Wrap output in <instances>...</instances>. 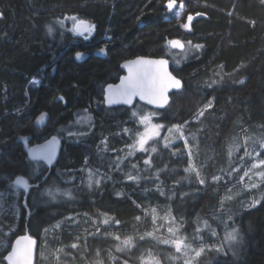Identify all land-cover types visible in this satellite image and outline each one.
<instances>
[{
	"label": "trees",
	"instance_id": "1",
	"mask_svg": "<svg viewBox=\"0 0 264 264\" xmlns=\"http://www.w3.org/2000/svg\"><path fill=\"white\" fill-rule=\"evenodd\" d=\"M168 1L0 0V199L12 193L1 204L15 206L11 215L0 212L5 245L0 264H8L2 258L20 234L37 239L42 250L37 264H137L149 253L170 264L176 251L158 235L166 210L192 242L201 220L218 236L211 224L216 217L238 230L237 251L219 236L221 250L207 251L198 263L264 264V193L251 207L240 203L247 194L222 202L239 187L228 190L248 162L228 176L239 160L228 155L232 138L242 148L243 133L256 126L264 140V2L175 0L185 9L179 18L166 19ZM189 14L196 17L185 29ZM73 16L95 27L91 39L71 30ZM173 39L183 42L182 50L170 47ZM188 42L194 51L173 61L169 51L182 53ZM102 47L106 57L92 54ZM78 51L88 56L77 61ZM139 55L167 57L182 80V89L159 112L163 122L182 126L187 138L159 146L149 164L135 159L117 165L129 141L125 131L133 127L129 108L104 106L103 87L117 80L123 60ZM32 77L39 79L37 85L29 83ZM86 108L93 121L85 131H75L71 124ZM42 112L48 121L39 126L36 117ZM52 134L63 136V146L51 167L28 160L16 142L18 135L39 142ZM190 162L199 167L203 184L195 172L185 171ZM88 167L96 174L89 177ZM18 176L28 189L14 183ZM54 189L62 194L53 197ZM127 238L131 247L123 244Z\"/></svg>",
	"mask_w": 264,
	"mask_h": 264
},
{
	"label": "rangeland",
	"instance_id": "2",
	"mask_svg": "<svg viewBox=\"0 0 264 264\" xmlns=\"http://www.w3.org/2000/svg\"><path fill=\"white\" fill-rule=\"evenodd\" d=\"M175 2L177 3V5H179V17H180L183 13V10L185 9V4L182 1H180V2L175 1ZM168 3H169V1H168ZM181 4L183 5V8H181ZM189 16L192 17L193 15L189 14L186 16L185 25H188V27H185V29H190V26H191L192 21H193V19H191V20L188 19ZM167 17L169 18V17H171V15L167 16ZM68 18L63 17L62 20L64 21ZM69 21H70V28L72 30L74 21H72L71 19H69ZM94 28L95 27L93 26L91 31L88 32V34L84 35L83 40L91 39V37L93 36ZM104 39L110 40L111 38L109 35L105 34ZM188 43L189 44H187V46H188L187 49H185L184 52H182V53L179 51H176V50L169 51V55L173 61H175V62L179 61L194 51L195 46H193L191 44V42H188ZM29 83L37 85V83H39V79L32 77L29 80ZM85 110H86V113L83 112L81 115L76 116L75 120L71 124V126H74L75 131L86 129L87 126H90V123L93 121V118L90 114V110L88 108H86ZM161 113L162 112H159L157 110L139 107L138 105L129 108L128 119L130 122H132L131 126L133 127V129L132 130H126L125 129L126 130L125 132L128 133V135H129V141H128V145L126 146V151H125L124 155L122 156V158L120 160H116L117 165H120L123 162L127 163L130 161H134L135 159H141V162L145 164V160L150 161L151 157L155 153V151H152L153 148H155L157 150L159 146H168V145L173 144L174 142L178 141L179 139H184L186 141L187 137L184 133V128L182 126L178 125L180 127H179V130H177L175 125L167 124L166 122H163L161 119V117H163V114H161ZM144 116H148V117H150V119L148 121L142 122L141 117H144ZM154 125H160L161 126V127H159V129L156 130L159 132V135H153L152 138L150 140H148L147 144L145 145V150H140L139 146L137 144L138 139L147 130L152 129ZM255 128H256V126H255ZM255 128L254 127H252V128L248 127L246 129V133L245 132L243 133V142L245 144L243 143L244 145L242 146V148H240L241 142H240V140L237 139V137L232 138L231 143L228 144L229 146L227 145L228 148L230 146H232L229 148V149L232 148L231 152L228 154L229 158H231L233 161L238 160L236 158H239L238 163L235 164V166H233V168L230 172H228V174H229L228 176H231V175H234L235 173H238L241 169V166H243V163L245 161H248V162H245L246 164H245L244 170L241 173H238V175H237L238 178H237L236 182L234 184H231L228 190L230 191V189H232V187H234L237 184H239V187H236L235 189H233L232 191L227 193V196L225 195L224 198L222 199V202L225 201L224 203H226V204H230L233 201H236V200L240 199L241 197H243L247 194L248 197L245 200H243V199L240 200L241 205H243V207L255 206L258 204L260 197H261V194L264 193V181H262L261 177L256 174V173L264 171V169H263L264 167H257V168L252 167L253 164H258L259 160H264V148H262L260 145L254 146V145L258 144V142L260 141V138L262 136L260 131L257 130L258 128H256V129ZM64 129H66V128H64ZM129 131H130V133H129ZM68 132H69V129H68L67 133ZM61 137H63V136H61ZM185 146L187 149L186 152H187L188 156L190 158H192V160L194 161L193 158L195 155H194V152L192 151V149L190 148L191 146H189V143H186ZM248 146L250 148H248ZM252 147H254L253 150L251 149ZM236 148H238V149H236ZM245 150H247L248 155L245 154ZM258 153L260 154L259 156H257ZM193 167L196 168L197 170L199 169L196 162L193 164ZM91 170H92L91 167H88L86 172H85V173H87V175L89 177L91 176V174L93 175V174H96L95 172H97L95 170H92L93 171L92 172ZM245 172L248 173L247 176H245ZM97 174H99V172ZM221 181H226V178H222ZM252 184H255L257 186L252 187L251 186ZM21 188L25 189V187H21ZM26 189H28V186ZM14 193L18 194V191L16 189H14ZM50 194L53 197H56L57 195L62 194V191L54 189V190L50 191ZM12 196H13L12 193H9L0 199L1 200L0 201V212H3V214L11 215L13 211L15 212V209H14L15 206L14 205L12 206L13 208H10L4 204H1V202H5L6 200L8 201L10 199V197H12ZM229 197H231V198L229 199ZM168 212L169 211L166 210V212L164 214V221L165 222L163 223V225L160 229V232L158 233L156 231L157 228L155 229V231L158 233V235L161 237L162 240H172V239H175L176 236L186 238L187 242L191 245V248H189L187 250V252H188L187 258H191L194 255V253L192 252V249H199L201 246L205 247V251L203 254H205L207 251L216 250L217 248L220 247V244H222L223 240L225 241L226 233L231 232L233 230V229H227L228 225L224 223L225 220H223L220 217H216V219H214L215 222H211V224L213 225V227L214 226L216 227V230L218 231L219 236L223 239L222 240L217 235V232L215 231V229L208 227V226H210L209 225L210 222H207V226H206L204 223L205 221L201 220L198 223V228L200 229V231L195 233V235L193 236V242H192L191 240H189V238L185 237V235H181L179 233V231L176 233V236H173L171 233H169L168 229L170 227L173 229H179V228L176 225L172 224V221H171V218H170ZM213 232H215L216 235H213ZM237 233H238V236H237L236 241H233L231 243L227 242L228 246L230 247V250L233 252L237 251V246H239V243L241 240L238 230H237ZM11 244H12V242H11ZM11 244L8 247L6 254L9 252V250L11 248ZM169 245H171V244H169ZM3 247H5V245L0 243V249L1 250L3 249ZM117 248H118V245H117ZM119 248L121 250L118 252L123 253L124 247H119ZM174 249H175V247H174ZM6 254H5L4 258H2V259L5 260ZM40 255H42V250L39 249V247H37V259H38V261L41 260ZM173 256L179 257V259H172L171 258L172 256H170L168 258V261L170 264H184V260L186 258L185 256L181 255L180 253H176ZM198 259H199V257L196 259L194 264H201V263H198ZM137 264H141V260Z\"/></svg>",
	"mask_w": 264,
	"mask_h": 264
},
{
	"label": "snow or ice",
	"instance_id": "3",
	"mask_svg": "<svg viewBox=\"0 0 264 264\" xmlns=\"http://www.w3.org/2000/svg\"><path fill=\"white\" fill-rule=\"evenodd\" d=\"M264 2V0H262ZM175 3V0H169L168 7L171 9L173 7V4ZM181 8H183V5L181 4ZM179 14V13H177ZM72 21H74L72 31H74L77 34H83L84 32H90L92 29V25H90L87 21L79 20L77 17L73 16L70 17ZM189 20L192 19L191 16L188 17ZM185 27H188V25H184ZM52 29L49 28V32L51 33ZM172 47L176 48H183V45L180 41L173 40L169 41ZM200 47V46H196ZM103 51V49H101ZM80 54L77 53V57L79 58ZM166 64V61L160 60V61H154V60H142L138 59L136 61L128 62V64L124 65L125 67L129 68V75L122 79L121 84L117 86L115 89L111 85L108 87V95L106 96L107 103L113 104V103H131V99L133 96H140L141 99H147L149 103L157 104L160 107H163L165 104H167L168 99L166 96L163 95L165 91H167V87L164 85V75L161 74V67L162 65ZM166 73V70H165ZM168 79L172 81L171 86L179 88L180 82L178 80H174V78H171L168 76ZM35 82V81H34ZM61 99H63L61 97ZM210 106V105H209ZM200 115H203V112L200 113ZM43 114L41 117H39L40 120H43ZM150 117L144 116L141 117L142 122L148 121ZM161 127L160 125H154L152 129L147 130L143 135L140 136V138L137 141V144L139 146L140 150H145V145L147 144L148 140L152 138L153 135H159V132L156 131ZM177 130H179L180 126H175ZM171 131V130H170ZM26 139V138H21ZM51 143H55V138H53V141ZM260 146L264 148V140L260 141ZM131 147V146H130ZM152 151H156L155 148L152 149ZM245 154L248 155L247 150H245ZM191 155V154H190ZM260 154L258 153L257 156ZM44 158L51 159L50 155H46ZM150 161L145 160V164H149ZM253 168L257 167H264V160H259L258 164H253ZM186 172H195L196 177L200 180V183H204L205 181L200 178L199 171L194 168L189 163V167L185 169ZM259 175L264 181V171L256 173ZM248 173L245 172V176H247ZM129 179H132V177H129ZM219 177H213V180H218ZM243 179V178H242ZM14 183L16 185H20L27 188V181L22 178L18 177ZM252 187H256L257 185L252 184ZM231 197H229L230 199ZM155 211V210H153ZM155 219V218H154ZM107 223V221H105ZM207 226V222H204ZM169 233H171L173 236H176V233L179 231V229H168ZM200 229H197V232H199ZM149 236L152 235V233H148ZM213 235H216L215 232H213ZM237 230L233 229L231 232H227L225 235V241L226 242H233L237 240ZM143 238V237H142ZM116 239H119V237H116ZM165 244H171L175 247L176 253H180L181 255L185 256L184 264H194L196 259L200 257L204 251L205 247L201 246L199 249H192V252L194 255L191 258L188 257L187 250L191 248V245L187 242L186 238L176 236L175 239L172 240H163L162 241ZM30 242L28 246H26L23 249H17L14 248L12 253L9 254L8 259L11 261V264H32V248H31ZM17 244L19 245V241H17ZM123 244L127 247L132 246L131 238H127L123 241ZM72 247H76L75 244L72 245ZM121 249L118 247L117 251H120ZM217 251H220L221 249L217 248ZM172 259H179V257L173 256ZM141 264H160L159 260L154 257L151 253L147 257H141Z\"/></svg>",
	"mask_w": 264,
	"mask_h": 264
},
{
	"label": "water",
	"instance_id": "4",
	"mask_svg": "<svg viewBox=\"0 0 264 264\" xmlns=\"http://www.w3.org/2000/svg\"><path fill=\"white\" fill-rule=\"evenodd\" d=\"M168 4H167V8H168L169 12L174 11L178 6L177 3L175 2L173 4V7L170 9L168 7ZM197 16H202V14H199ZM195 17L196 16H192V19L194 20ZM79 20L87 21L90 24L89 20H87V19H79ZM87 33L88 32H84L83 34H78V35H85ZM173 40L180 41L181 44L183 45V42L180 39H173ZM173 40H171V41H173ZM170 47L173 49H177V50L183 49V48H179V47L174 48L171 46V44H170ZM101 49H103V51H101ZM106 51H107L106 48L102 47V48H99L98 50H96L94 52V55L101 57V58H104L106 56ZM77 53L80 54L79 58L77 57ZM77 53L75 54V59L77 61H83L88 56V54L86 52H83V51H79ZM138 59L154 60V61H160V60L166 61V64L160 66L161 67V74L164 75V85H165V87H167V91H165L163 93V95L166 96L168 99L167 104H165L163 107H160L157 104L149 103L147 101V99H141L140 96H138V95L132 97L130 104L129 103H123V102L113 103V104L107 103L106 96L108 95L109 85H111L113 87V89H115L117 86H119L121 84L122 79L129 75V68L125 67L124 65L128 64V62L136 61ZM119 68L121 70V74L119 75L117 80H115L114 82H109V83L105 84V86L103 88V104L107 108H115V107L131 108L136 103H140V104H143V105H145V106H147L153 110L161 111V110L165 109L170 104L171 94L174 92L180 91L183 87L182 80L173 73V71L171 69L170 61L167 57H163V56L150 57V56L139 55V56H136L133 58H128V59L123 60L119 64ZM165 70H166V73H165ZM168 76H170L171 78H174V80H178L180 82V87L176 88V87L171 86L172 81L168 79ZM42 114H43L44 118H43V120H40L39 117H41ZM47 121H48V114L46 112H42L36 117V124L39 126H44L47 123ZM22 137L26 138V139H21ZM53 138H55V143H51L53 141ZM16 142L21 144L22 151L25 153L28 160L43 162L47 167H51L53 164H55V162L59 158V155L61 153L62 146H63L62 138L58 135H55V134L49 135L47 138H45L39 142H32V137L30 135H18L16 138ZM46 155H50V157H51L50 161H49V159L44 158ZM18 177H22V176H18ZM18 186H20V185H18ZM20 187H23V186H20ZM17 241H19V245L17 244ZM30 242H34V243H31L32 264H37V239L35 237L29 235V234H20L13 239L12 244H11V248L5 257L6 262L8 264H11V261L8 259V257H9V254L12 253L14 248L23 249L26 246H28Z\"/></svg>",
	"mask_w": 264,
	"mask_h": 264
},
{
	"label": "built area",
	"instance_id": "5",
	"mask_svg": "<svg viewBox=\"0 0 264 264\" xmlns=\"http://www.w3.org/2000/svg\"><path fill=\"white\" fill-rule=\"evenodd\" d=\"M177 13H179V6L171 13V17L179 18V14ZM166 19H168V17H166Z\"/></svg>",
	"mask_w": 264,
	"mask_h": 264
},
{
	"label": "flooded vegetation",
	"instance_id": "6",
	"mask_svg": "<svg viewBox=\"0 0 264 264\" xmlns=\"http://www.w3.org/2000/svg\"><path fill=\"white\" fill-rule=\"evenodd\" d=\"M96 50H98V49H95L93 52H92V54L94 55V52L96 51ZM107 50V49H106ZM79 52V51H78ZM83 52H85V51H83ZM87 53V52H86ZM88 54V53H87ZM106 55H107V51H106ZM106 57V56H105ZM105 86V85H104ZM104 88V87H103ZM102 102H103V99H102ZM62 143H63V139H62Z\"/></svg>",
	"mask_w": 264,
	"mask_h": 264
}]
</instances>
